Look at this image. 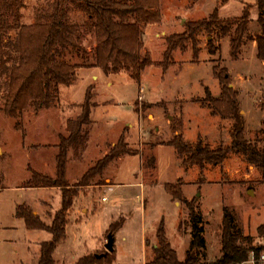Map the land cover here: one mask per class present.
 I'll return each mask as SVG.
<instances>
[{
	"label": "rangeland",
	"instance_id": "rangeland-1",
	"mask_svg": "<svg viewBox=\"0 0 264 264\" xmlns=\"http://www.w3.org/2000/svg\"><path fill=\"white\" fill-rule=\"evenodd\" d=\"M42 1L23 0V6H14L7 12L9 24L33 23ZM246 6L250 7L251 32L262 34L261 13L256 0H160L161 21L144 27L142 51V55L148 54L150 58L151 55L159 57L152 67L159 73L147 68L141 78H136L130 71L107 74L95 66L96 36L91 28L83 27L80 55L73 53L68 57L82 66L77 70L74 82L60 86V100L56 106L38 112L30 107L18 118L6 115L3 110L7 80L6 74L0 73V187L3 189L0 191V264L37 263L39 243L52 239V234L47 231L28 230L24 220L12 216V211L27 202L41 215L25 205L50 224L61 207L59 191L15 185L24 183L21 180L27 178L26 158L31 152L30 144L42 142L47 131L65 134L66 122L80 113L88 88L92 89L96 103L92 111L94 124L81 158L74 157L72 152L69 154L68 182L75 185L88 168L102 158L114 142L116 144L124 130L125 141L137 147L140 153L112 162L106 169L107 175L106 171L104 173L102 185L95 181L81 188L79 197H84L78 198L76 209L70 211L66 239L54 252L56 264H76L84 255L108 251L105 244L109 227L123 218V226L114 234L116 259L113 264L151 261L162 221L171 246L177 251L178 258L184 260L191 240L189 210L166 191L165 183H179L187 200L196 198L195 204L203 216L208 260L221 254L224 207L233 211L238 228L252 238L255 246L264 245L261 228L264 226V180L259 169L238 154H230L217 166L188 167L174 154L172 146L163 143L174 135L172 120L182 116L185 140L195 142L198 137L203 138L210 148L231 144L233 121L212 115L211 110L198 101L207 96L206 87L213 96L221 93L219 80L214 75V66L218 65L229 71L231 86L234 82L239 87V105L245 118L247 139L264 147V64L258 55L244 60H235L231 56L230 38L234 28L226 36L214 33V41L219 44L216 53L210 54L208 36L203 34L199 40L203 45L202 53L195 55L189 43L186 49L176 50L181 53L173 55L166 67L160 65L166 37L183 32L187 21L204 19L216 8L221 19H233L241 16ZM71 17L80 22L87 19L84 12L75 8ZM10 35H15L13 29ZM159 65L161 68L157 69ZM163 91L167 92L166 96L160 93ZM151 95L157 96L154 99L157 102H153L157 105L147 109L141 120L136 105L152 103ZM155 142H158L153 149L157 166L146 174L142 157L144 152L153 153L150 147ZM109 183L112 184L108 186ZM103 196L108 200L103 201ZM43 200L50 202L42 205ZM5 225L13 228H1Z\"/></svg>",
	"mask_w": 264,
	"mask_h": 264
},
{
	"label": "trees",
	"instance_id": "trees-1",
	"mask_svg": "<svg viewBox=\"0 0 264 264\" xmlns=\"http://www.w3.org/2000/svg\"><path fill=\"white\" fill-rule=\"evenodd\" d=\"M0 8V73L6 74V92L3 110L10 117H21L25 110L33 107L35 111L56 106L60 100V86L74 82L77 70L82 67L68 58L76 53L80 55V33L83 27H89L96 36L94 50L95 66L105 73L130 71L136 78L149 65H155L148 54L142 55L144 27L161 21L160 0H44L38 6L33 23L18 22L11 26L7 12L14 6H23V0H1ZM260 16L262 35L257 39V55L264 60V0H256ZM78 9L86 15L85 22L75 21L71 17L72 9ZM251 21L250 7L244 8L243 14L233 19H221L218 8L206 18L189 20L185 30L166 37V49L160 65L166 67L176 50H184L190 43L195 55L199 53V36L206 34L210 54L219 51V44L214 41V33L219 36L234 33L230 38L231 56L237 59L245 42V35ZM14 27V28H13ZM11 29L15 35H10ZM84 56V55H83ZM81 56V57H83ZM84 58V57H83ZM214 75L219 80L221 93L213 96L208 87L207 96L198 100L208 107L211 114L233 121L230 145L210 148L203 138L195 142L184 139L182 134V116L172 120L173 137L163 142L175 148L182 164L188 167L207 164H222L230 154H238L259 169L264 180V147L251 142L246 137L245 118L239 105V92L231 86V75L226 67L214 66ZM92 89L88 88L80 113L66 122V133L59 135L55 157V176L30 168V176L25 188H60L61 207L53 220L47 224L25 204L16 208V216L24 220L31 230H44L52 234V239L40 244V258L37 264H56L54 252L60 242L66 239V225L74 198L81 188L104 183V173L108 166L126 155H139V150L131 148L125 141L124 130L114 146L82 175L75 185L68 182L67 171L69 154L81 158L87 148L94 124ZM154 103L136 105V111L144 119V112L154 107ZM163 105V104H162ZM165 108V105H164ZM162 143V144H163ZM155 142L150 152L143 154L144 172L156 169ZM141 155V154H140ZM165 189L174 199L182 201L189 210L191 240L184 260L178 258L177 251L171 246L162 221L157 231V244L154 258L146 264H239L245 261L252 250L259 255L264 252V245L255 246L250 236H245L236 224L233 211L223 208L221 254L214 260L207 259V240L204 235L203 216L196 203V198L187 200L179 183H165ZM1 188V187H0ZM123 220L111 223L108 233H113L123 226ZM264 232V226H261ZM260 228V229H261ZM115 248L112 252L88 254L80 257L76 264H113Z\"/></svg>",
	"mask_w": 264,
	"mask_h": 264
},
{
	"label": "crops",
	"instance_id": "crops-1",
	"mask_svg": "<svg viewBox=\"0 0 264 264\" xmlns=\"http://www.w3.org/2000/svg\"><path fill=\"white\" fill-rule=\"evenodd\" d=\"M148 27H150V24L149 25H147ZM146 26V27H147ZM262 34H260V35H254L252 32H251V22L249 23V28H248V30H247V33H246V35H245V42H244V44H243V46H242V48H241V53H240V55H239V57L237 58V59H235V60H241V59H246V58H250V56L252 57V56H255L256 55V57H257V39L261 36ZM202 36V35H201ZM201 36H199V40L201 39ZM210 39V37H208V40ZM151 42V41H150ZM153 43L156 45V46H158L154 41H153ZM164 45V44H163ZM164 47L166 48V43H165V45H164ZM198 47L200 48V53H202V49H203V45L202 44H200V42H199V44H198ZM148 48H149V46H148ZM165 48H164V50L162 51L163 53L165 52ZM246 48V49H245ZM246 50H247V52H246ZM251 51V52H250ZM149 52H150V50H149ZM180 53H181V51H179ZM178 51H175L174 52V54L173 55H176V53H179ZM250 52V53H249ZM162 53V54H163ZM248 53H249V55H248ZM151 54V53H150ZM163 58V57H162ZM151 59L153 60V61H155V62H157V61H159V57L158 58H155L154 57V55H151ZM259 59V58H258ZM260 60V59H259ZM161 61V60H160ZM260 61H262V63L264 64V60H260ZM152 67H154V65H149V66H147V67H145V69H149L151 72H154V73H159V72H155V71H153L152 70ZM161 68V66L159 65V66H157V69H160ZM145 69L141 72V75H142V73L145 71ZM168 70V69H167ZM140 78H141V76H140ZM141 81V80H140ZM140 81H139V84H140ZM232 87H234V89H236L237 91H239V87H237V85H236V83H234L233 82V84H232ZM161 94H163L164 96H166V94H167V92L166 91H163V92H160ZM152 97V99H151V102L153 103V102H157V100L155 101L154 99L157 97V96H154V95H151ZM160 101H162V100H160ZM174 101V100H173ZM131 126H133V125H131ZM142 130V129H141ZM61 133V132H60ZM60 133H58L57 131H54L53 133H50V132H46V133H44V135H43V139H42V142H38V141H34V143L33 144H30V145H32L31 146V152L30 153H27L28 154V156H27V158H26V160H27V162H26V172H27V178H29V176H30V168L31 169H34V170H36V171H39V172H43V173H46V174H49V175H52V176H55V164H56V162H55V156H56V154H57V144H58V142H59V134ZM34 138H36V136H35V134H34ZM119 139V138H118ZM115 144V142L113 143V145ZM128 144H129V146L131 147V148H137V147H135L133 144H131L129 141H128ZM166 146H169V145H166ZM161 147H164L163 145H161ZM173 151H174V154L175 155H177V153H176V150H175V148L173 147ZM107 153V152H106ZM130 156H136V155H126V156H123V157H121L118 161H123V159H125L126 157H130ZM176 157V156H175ZM69 171H70V169H69ZM106 175H107V171H106ZM109 177V176H108ZM26 178V179H27ZM25 179V180H26ZM68 179H70V177H68ZM109 179H111V178H106V180H109ZM25 180H21V182H23V181H25ZM71 181H69V183H70ZM22 184L23 183H20V184H17V185H15V186H17V187H20V188H25V187H23L22 186ZM112 183H109L108 184V186H110ZM102 185V184H101ZM25 189H45V190H48V191H59V193H60V198H61V202H62V192H61V189L60 188H57V187H54V188H43V187H36V188H25ZM1 190H3V189H1L0 188V191ZM113 190V189H112ZM82 196V195H81ZM80 196V197H81ZM79 197V195L78 196H76L75 198H74V205H73V209H76V207H77V199L78 198H80ZM82 197H84V195L82 196ZM102 199V198H101ZM108 200V199H107ZM106 200V201H107ZM48 202H50V200H43L42 201V205H43V203L44 204H46V205H48ZM21 204H27L28 206H30L31 208H34V210H35V213H37V214H40L41 215V213H40V211L36 208V207H34V206H32L31 204H28L27 202H22ZM21 204H19V205H21ZM19 205H17L15 208H14V210L12 211V216H15V217H17L16 216V208L19 206ZM41 205V206H42ZM58 210V209H57ZM56 210V211H57ZM48 215V214H47ZM48 216H50V215H48ZM51 217V216H50ZM68 222H69V220H68ZM25 227H26V225H25ZM1 228H13L12 226H10V225H5V226H3V227H1ZM27 228V227H26ZM28 229V228H27ZM28 230H30L31 231V229H28ZM64 241V240H63ZM40 244H41V242L39 243V247H40ZM39 249V248H38ZM38 258V259H37ZM39 258H40V251H38V257H36V260H37V263H38V261H39ZM36 263V261L33 263V264H37ZM20 264H27V263H25V262H21Z\"/></svg>",
	"mask_w": 264,
	"mask_h": 264
},
{
	"label": "built area",
	"instance_id": "built-area-1",
	"mask_svg": "<svg viewBox=\"0 0 264 264\" xmlns=\"http://www.w3.org/2000/svg\"><path fill=\"white\" fill-rule=\"evenodd\" d=\"M108 199L107 196H103L102 200L106 201ZM239 264H264V252H261L259 255L256 254L254 250L250 252L249 257L245 260L242 261Z\"/></svg>",
	"mask_w": 264,
	"mask_h": 264
},
{
	"label": "water",
	"instance_id": "water-1",
	"mask_svg": "<svg viewBox=\"0 0 264 264\" xmlns=\"http://www.w3.org/2000/svg\"><path fill=\"white\" fill-rule=\"evenodd\" d=\"M114 241L115 239L113 233H109L107 235V242L105 244V247L109 252H112L114 250Z\"/></svg>",
	"mask_w": 264,
	"mask_h": 264
}]
</instances>
